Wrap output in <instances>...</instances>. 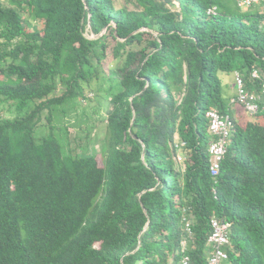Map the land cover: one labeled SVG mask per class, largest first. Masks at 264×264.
<instances>
[{
	"label": "trees",
	"instance_id": "obj_1",
	"mask_svg": "<svg viewBox=\"0 0 264 264\" xmlns=\"http://www.w3.org/2000/svg\"><path fill=\"white\" fill-rule=\"evenodd\" d=\"M126 1L0 0V100L19 111L0 118V264H207L213 215L232 223L226 264H264V124L233 106L215 178L206 117L232 112L233 71L260 89L250 73L264 71V11ZM101 90L102 164L63 124Z\"/></svg>",
	"mask_w": 264,
	"mask_h": 264
},
{
	"label": "built area",
	"instance_id": "obj_2",
	"mask_svg": "<svg viewBox=\"0 0 264 264\" xmlns=\"http://www.w3.org/2000/svg\"><path fill=\"white\" fill-rule=\"evenodd\" d=\"M237 6L243 10L256 7L260 11H264V0H236ZM209 13L215 14L216 7L212 6L208 9ZM251 79L260 82L258 91L250 90L246 87L243 74L241 71H234L233 83L234 94L229 99V105H240L244 113L249 117L256 116L260 111L264 112V71L259 68L251 70ZM208 119V131L211 139L208 142L207 152L209 158V172L213 177H217L221 168V164L225 159L228 150V143L233 130V115L230 113H222L217 108L209 109L206 112ZM184 145L183 142L176 144L178 149ZM176 161L181 160L177 155ZM216 197V196H215ZM184 220L185 239L182 241V249L188 245V239H192L193 232L191 230L190 220ZM232 223L223 218L212 216L210 218L211 232L207 238V244L211 248L207 258V264H226L228 261V252L226 247L230 244V228ZM189 257L183 255L177 264H190Z\"/></svg>",
	"mask_w": 264,
	"mask_h": 264
},
{
	"label": "rangeland",
	"instance_id": "obj_3",
	"mask_svg": "<svg viewBox=\"0 0 264 264\" xmlns=\"http://www.w3.org/2000/svg\"><path fill=\"white\" fill-rule=\"evenodd\" d=\"M114 2L117 8L124 5L132 7V5L126 0H114ZM175 4L177 5L176 2ZM86 35L89 37L95 36L90 33H86ZM115 62L116 61L112 56H107L106 59H104L103 65L106 69V72L107 70L109 71V68L114 67L113 65L115 64ZM104 85L106 86L105 82L102 86ZM89 96L91 100L89 103L85 100L81 101V105L79 107L82 108H78L79 118L76 119V114L71 113L70 115L63 118V124L66 125V130L68 133L67 136L71 141V147L77 146L78 150L87 147L89 152L90 150H92V152L96 151L97 160L100 164H102V156L100 154V139L104 137L105 128L104 122L101 120L105 118L107 110L110 109V105L108 104L106 93L103 90L99 92H90ZM17 114H19V111L14 109V107H10V103L0 100V118H14ZM80 115L82 119H80ZM247 119L249 121H258L261 124H264L263 117H255L250 119L247 117ZM53 123H55V121H53ZM88 124L89 126L87 127V130L86 126ZM48 126L49 121L47 114L43 113L41 116V120L37 126L36 134L41 136L44 132L46 133ZM184 152V149L178 148L175 157L177 155L184 156Z\"/></svg>",
	"mask_w": 264,
	"mask_h": 264
},
{
	"label": "crops",
	"instance_id": "obj_4",
	"mask_svg": "<svg viewBox=\"0 0 264 264\" xmlns=\"http://www.w3.org/2000/svg\"><path fill=\"white\" fill-rule=\"evenodd\" d=\"M227 82L229 84V87H228L227 91H228V94H229V97H230V96H232L234 94V85H233V78H232V76L227 80ZM235 112L236 111H235V109H233V106H232V112H231V114H233L234 117H235Z\"/></svg>",
	"mask_w": 264,
	"mask_h": 264
},
{
	"label": "clouds",
	"instance_id": "obj_5",
	"mask_svg": "<svg viewBox=\"0 0 264 264\" xmlns=\"http://www.w3.org/2000/svg\"><path fill=\"white\" fill-rule=\"evenodd\" d=\"M241 9V8H240ZM249 9V8H248ZM241 10H243V9H241ZM243 11H245V10H243ZM216 14V13H215ZM233 73H234V71H233ZM232 78H233V74H232ZM233 85H234V83H233ZM233 96V95H232ZM235 109V108H234ZM231 114V113H230ZM231 115H233V114H231ZM249 117V116H248ZM233 118L235 119V117H234V115H233ZM250 118H255V116L254 117H249V119ZM208 134L210 135V133H209V131H208ZM210 137H211V135H210ZM212 138V137H211ZM210 138V139H211ZM210 141V140H209ZM173 159L176 161V159H175V155L173 156ZM185 239V238H184ZM189 240L190 239H188V241L187 242H189ZM183 241V240H182ZM181 248H182V242H181Z\"/></svg>",
	"mask_w": 264,
	"mask_h": 264
}]
</instances>
